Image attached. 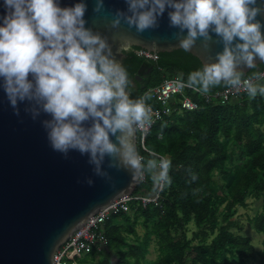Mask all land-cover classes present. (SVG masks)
I'll return each instance as SVG.
<instances>
[{"label": "clouds", "instance_id": "obj_1", "mask_svg": "<svg viewBox=\"0 0 264 264\" xmlns=\"http://www.w3.org/2000/svg\"><path fill=\"white\" fill-rule=\"evenodd\" d=\"M127 10H116L110 28L126 24L137 33L160 27L167 10L169 27L179 47L191 51L197 40L207 48L223 45L215 62L193 71L177 86L208 94L222 83L243 89L250 99L264 96V73L244 78V68L264 62V3L257 0H126ZM6 15L0 26V78L16 116L20 104L41 124L53 151L65 159L71 151L88 156L96 176L111 180L104 164L126 170L133 179L149 176L153 191H162L172 181L171 160L146 149L141 156L135 146L138 130L152 122L150 94L131 98L127 70L116 60L109 38L84 19V0L61 7L58 0H4ZM95 13L105 11L104 0H96ZM186 31V35H185ZM123 40H128L124 38ZM31 77V78H30ZM192 179H196L195 175ZM87 184L94 181L87 178Z\"/></svg>", "mask_w": 264, "mask_h": 264}, {"label": "trees", "instance_id": "obj_2", "mask_svg": "<svg viewBox=\"0 0 264 264\" xmlns=\"http://www.w3.org/2000/svg\"><path fill=\"white\" fill-rule=\"evenodd\" d=\"M137 49L124 51L121 63L132 81L133 99L165 78L187 81L191 72L203 68L183 49L159 52L156 60L139 56ZM143 67L151 68L152 75L138 81L136 74ZM263 69L260 64L244 77ZM226 87L222 83L209 92ZM199 103L195 111L174 104L146 137L148 149L171 160L172 183L159 191L156 202L144 206L134 200L127 212L109 217L102 227L105 244L76 255L78 264H264V239L263 248L256 251L233 219L238 208L252 199L254 212L247 220L264 235V96L250 99L246 93L224 104ZM137 145L138 153L148 158L149 153ZM155 192L145 175L133 193ZM152 246L156 258L148 259Z\"/></svg>", "mask_w": 264, "mask_h": 264}, {"label": "water", "instance_id": "obj_3", "mask_svg": "<svg viewBox=\"0 0 264 264\" xmlns=\"http://www.w3.org/2000/svg\"><path fill=\"white\" fill-rule=\"evenodd\" d=\"M78 2L81 0H58L61 7ZM84 2L86 27L109 38L116 60L121 63L124 51L130 47L157 53L182 49L174 35L178 29L169 27L167 10L159 28L137 33L123 23L118 29L110 28L112 14L127 10L126 0H104L105 11L101 13L93 11L96 0ZM6 13L4 0H0V26ZM257 19L264 24V15ZM217 39L213 34L207 48L197 40L188 52L204 67L215 62L216 53L223 50V45L215 42ZM256 63L264 64L258 58ZM249 70L243 69L245 73ZM26 106L20 104V115L16 116L0 87V264H53L57 249L73 232L115 199L132 194L141 180L133 179L129 171L108 168L107 159L104 168L111 180L94 175L87 155L71 151L65 159L53 151L41 124L50 117L41 114L33 120L24 111ZM135 146L138 151L137 133ZM87 178L93 179L92 186L87 184Z\"/></svg>", "mask_w": 264, "mask_h": 264}, {"label": "built area", "instance_id": "obj_4", "mask_svg": "<svg viewBox=\"0 0 264 264\" xmlns=\"http://www.w3.org/2000/svg\"><path fill=\"white\" fill-rule=\"evenodd\" d=\"M136 53L141 57L151 60H156L158 57L157 52H147L146 49L142 48L137 49ZM261 73H264V69ZM177 80L182 79L177 76L165 78L159 84L149 86L142 94L143 96L147 93L151 96V99L148 100L147 103L152 107V122L147 127L146 132L138 130L136 133L138 144L147 153L149 152L146 151L148 148L145 146V140L149 131L156 122L172 112L174 104L178 106L180 110L195 111L200 107L199 101L209 103L213 100H217L224 104L232 98L246 94L242 88L238 90L230 87L209 92L208 94H202L191 88L178 87L176 83ZM192 95L198 96L199 99L195 100ZM158 196L159 190L155 192L153 196L135 195L132 193L115 199L106 208H102L98 212L92 214L78 231L73 232L69 238L61 244L54 255L53 264H78L77 261L73 259L76 255L88 253L93 249V246L100 248L105 244L106 237L102 231V227L109 217L127 212L131 201L140 200L143 205L146 206L150 202H156Z\"/></svg>", "mask_w": 264, "mask_h": 264}, {"label": "rangeland", "instance_id": "obj_5", "mask_svg": "<svg viewBox=\"0 0 264 264\" xmlns=\"http://www.w3.org/2000/svg\"><path fill=\"white\" fill-rule=\"evenodd\" d=\"M247 206L245 207H239L236 214L233 216L234 218H237L239 221L242 229L240 230L244 236H248L251 239L252 244L255 247L256 251H260L262 246V240L264 239V235L261 233L256 232L252 228V224L248 222V217H250L254 212L255 203L252 199L247 200ZM140 234H142L143 230L142 227L138 226ZM156 251L154 250L153 246L151 247V253L148 254V259H154L156 258Z\"/></svg>", "mask_w": 264, "mask_h": 264}, {"label": "flooded vegetation", "instance_id": "obj_6", "mask_svg": "<svg viewBox=\"0 0 264 264\" xmlns=\"http://www.w3.org/2000/svg\"><path fill=\"white\" fill-rule=\"evenodd\" d=\"M143 73L142 76H139L138 74ZM138 74H136V79L138 81H142L143 79H146V77H150V74L152 75V69L151 68H140L138 71ZM139 76V78H137Z\"/></svg>", "mask_w": 264, "mask_h": 264}]
</instances>
